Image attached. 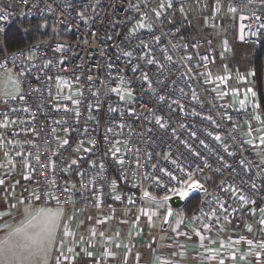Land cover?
<instances>
[{"label":"built area","instance_id":"built-area-1","mask_svg":"<svg viewBox=\"0 0 264 264\" xmlns=\"http://www.w3.org/2000/svg\"><path fill=\"white\" fill-rule=\"evenodd\" d=\"M202 4L239 12V41L259 44L264 0H0L3 39L20 22L49 26L0 54L21 85L0 100V147L38 205L136 212L147 189L199 181L198 226L264 228V163L241 131L254 112L223 103L207 76L217 48L175 21Z\"/></svg>","mask_w":264,"mask_h":264},{"label":"crops","instance_id":"crops-1","mask_svg":"<svg viewBox=\"0 0 264 264\" xmlns=\"http://www.w3.org/2000/svg\"><path fill=\"white\" fill-rule=\"evenodd\" d=\"M189 11H192V17L202 20L203 9L192 8ZM184 20L192 27L189 18H178L176 22ZM212 20V17H208L204 22L213 24ZM236 30L238 36V27ZM226 78L229 80L230 76H216L214 82ZM240 83H235L239 90L232 91L233 97L232 94L230 99L223 97L229 109L250 106V88L246 91L245 85ZM255 117L258 124L245 123L241 131L253 146L257 160L264 163V130L261 132L264 119L261 111H255ZM260 125L263 128H259ZM34 199L36 202L34 197L16 208L0 231V241L11 237L15 242L21 241L25 233L36 235L45 229L50 230L46 254L32 257V264H264V228L252 223L242 227L230 223L219 234L204 225L193 230L188 239L177 241L171 238L160 244L155 243L151 235L148 239H143L141 235L137 237L134 227L143 225L144 215H130L120 209L114 213L103 210H65L71 211V218L87 217L88 223L81 219L80 224H76L80 219L74 218L76 223L66 220L57 227L44 219L39 221L29 218L32 223L29 224L25 222L30 217L28 210L23 207Z\"/></svg>","mask_w":264,"mask_h":264},{"label":"rangeland","instance_id":"rangeland-1","mask_svg":"<svg viewBox=\"0 0 264 264\" xmlns=\"http://www.w3.org/2000/svg\"><path fill=\"white\" fill-rule=\"evenodd\" d=\"M197 8L204 10V15H202L203 18H201L202 20L192 17V11L188 10L180 13L181 15L178 14L175 17V21L178 18H189L193 27H191V30L188 33L189 40H195L198 42H205L209 40L213 42L218 53L217 64L208 70L207 76H209L212 81L216 76L224 77L226 74L230 76L229 80H227V78L226 80L217 79L215 80L216 83H213L214 86L219 87V93L223 95L222 97L229 99L231 96L233 97L232 91L239 88L237 87V84H235L236 82L238 83V81H240V84L245 85V88L247 89L246 91H249L248 89L250 88L249 107L252 108L254 112V118L251 124H258L255 117V111L260 112V107L255 89L253 62L255 54L260 48L263 36L259 44L241 43L236 35V29L239 27V23H237V14H239V12L231 11L224 7L217 11L216 15H214L215 9L212 8V5L202 4ZM261 13L264 16V7L261 8ZM208 17H212L213 24H206L207 22H204L205 20L207 21ZM183 22H185V20ZM4 50H7L4 46V39L0 37V54ZM20 94L21 85L15 73L11 70L0 68V100L17 97ZM259 128H263L262 125H260ZM262 130L264 129H261V132ZM187 187L181 190V192H184ZM35 195L36 186L34 182L28 179V177H23L18 170L14 169L8 163L3 149L0 147V231L2 228L1 226L7 219H10L13 211L26 203L27 200L31 198L33 199ZM146 195L147 198H145L143 209L136 212H127L117 206H115L112 210H98L114 213L113 211L120 209L130 215H144L145 222L143 225L137 224V226L134 227L137 237L141 235L143 239H148L151 235L152 238H154V242L160 244L164 243L166 239L171 238L173 240L177 239V241H180L181 239H188L193 230L195 231L202 227L198 226L194 220V213L198 209L192 215H186L183 210H174L170 223L164 229L166 214L170 208L166 202V198L168 197H164L154 191H150L149 189L146 190ZM33 201L23 207L28 210L30 217H28L25 222L29 224H32L29 221V218H36L37 220L39 219V221L40 219H44L46 222H49L51 225L57 227L66 220H73V222L76 223L74 218H78L80 220L76 224H80L82 217L71 218V211H65L64 208L56 206H40L35 202V199ZM89 212L94 213L93 211ZM209 215V218L214 216L213 214ZM82 221L84 223H88L87 217H84ZM224 226L226 227L227 224ZM224 226H220L214 230L217 231L215 233L219 234V232L223 231L222 229H224Z\"/></svg>","mask_w":264,"mask_h":264},{"label":"trees","instance_id":"trees-1","mask_svg":"<svg viewBox=\"0 0 264 264\" xmlns=\"http://www.w3.org/2000/svg\"><path fill=\"white\" fill-rule=\"evenodd\" d=\"M190 26L182 30V34L189 38ZM49 26L43 20H32L15 24L4 37V46L8 51L17 50L23 46L35 43L46 37ZM264 34V32H263ZM260 48L257 50L253 62L255 89L260 111L264 116V35ZM201 197L197 195L190 199L182 209L186 215H192L200 206Z\"/></svg>","mask_w":264,"mask_h":264},{"label":"snow or ice","instance_id":"snow-or-ice-1","mask_svg":"<svg viewBox=\"0 0 264 264\" xmlns=\"http://www.w3.org/2000/svg\"><path fill=\"white\" fill-rule=\"evenodd\" d=\"M180 195L187 196L188 193L181 192ZM50 234V230L45 229L36 235L25 233L21 241L14 242L11 237L0 241V264H32V257L46 254Z\"/></svg>","mask_w":264,"mask_h":264},{"label":"water","instance_id":"water-1","mask_svg":"<svg viewBox=\"0 0 264 264\" xmlns=\"http://www.w3.org/2000/svg\"><path fill=\"white\" fill-rule=\"evenodd\" d=\"M184 192H187L188 195L181 196L180 193H178L175 196L166 198V202L170 208L168 209L166 214L164 229L170 223L174 210H182L190 199L206 192V187L201 182L194 181L190 185H188L187 189Z\"/></svg>","mask_w":264,"mask_h":264}]
</instances>
